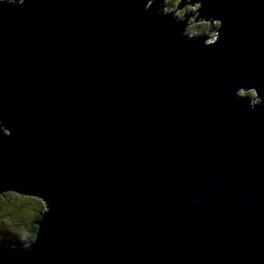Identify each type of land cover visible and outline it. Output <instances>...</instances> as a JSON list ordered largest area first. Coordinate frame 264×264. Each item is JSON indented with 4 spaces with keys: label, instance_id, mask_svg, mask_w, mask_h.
I'll list each match as a JSON object with an SVG mask.
<instances>
[{
    "label": "water",
    "instance_id": "1",
    "mask_svg": "<svg viewBox=\"0 0 264 264\" xmlns=\"http://www.w3.org/2000/svg\"><path fill=\"white\" fill-rule=\"evenodd\" d=\"M144 2L0 8V192L53 204L0 264H264V0H202L211 51Z\"/></svg>",
    "mask_w": 264,
    "mask_h": 264
},
{
    "label": "clouds",
    "instance_id": "2",
    "mask_svg": "<svg viewBox=\"0 0 264 264\" xmlns=\"http://www.w3.org/2000/svg\"><path fill=\"white\" fill-rule=\"evenodd\" d=\"M31 2L32 0H0V8L7 6L23 11ZM154 3L156 17L167 16L173 25L183 24L180 35L186 41L200 39L201 46L209 51L219 42L222 36L220 31L222 21L202 14V0H146L140 9L141 13L149 11ZM233 94L241 100H246L250 111H255L257 108L264 109V96L255 87L238 86ZM12 135V129L0 115V141ZM213 186L219 187L218 180L213 181ZM32 199L41 205L42 219H38L30 208L22 211H16L14 208H0V247L14 245L19 250L31 251L38 240L43 218L53 209L52 202L41 195H38V199L36 197ZM193 203L196 204L198 201L194 199ZM33 225H35V231H33Z\"/></svg>",
    "mask_w": 264,
    "mask_h": 264
},
{
    "label": "rangeland",
    "instance_id": "3",
    "mask_svg": "<svg viewBox=\"0 0 264 264\" xmlns=\"http://www.w3.org/2000/svg\"><path fill=\"white\" fill-rule=\"evenodd\" d=\"M33 197L35 196H27L14 191L0 192V208H14L16 211L30 208L38 218L41 212V205L38 202H34Z\"/></svg>",
    "mask_w": 264,
    "mask_h": 264
},
{
    "label": "flooded vegetation",
    "instance_id": "4",
    "mask_svg": "<svg viewBox=\"0 0 264 264\" xmlns=\"http://www.w3.org/2000/svg\"><path fill=\"white\" fill-rule=\"evenodd\" d=\"M35 230H36L35 225H33V231H35Z\"/></svg>",
    "mask_w": 264,
    "mask_h": 264
},
{
    "label": "trees",
    "instance_id": "5",
    "mask_svg": "<svg viewBox=\"0 0 264 264\" xmlns=\"http://www.w3.org/2000/svg\"><path fill=\"white\" fill-rule=\"evenodd\" d=\"M27 196H28V195H27ZM40 213H41V212H40ZM40 213H39V215H38V216H39L38 218H40V217H41Z\"/></svg>",
    "mask_w": 264,
    "mask_h": 264
},
{
    "label": "bare ground",
    "instance_id": "6",
    "mask_svg": "<svg viewBox=\"0 0 264 264\" xmlns=\"http://www.w3.org/2000/svg\"><path fill=\"white\" fill-rule=\"evenodd\" d=\"M26 195V194H25ZM30 196H32V195H30ZM36 197V196H35ZM38 198V197H37Z\"/></svg>",
    "mask_w": 264,
    "mask_h": 264
}]
</instances>
